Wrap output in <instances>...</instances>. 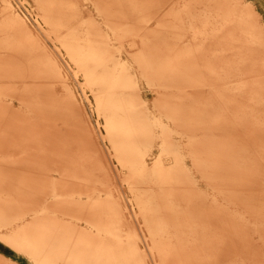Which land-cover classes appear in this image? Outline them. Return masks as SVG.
I'll use <instances>...</instances> for the list:
<instances>
[{"label":"bare ground","instance_id":"obj_1","mask_svg":"<svg viewBox=\"0 0 264 264\" xmlns=\"http://www.w3.org/2000/svg\"><path fill=\"white\" fill-rule=\"evenodd\" d=\"M93 1L118 40L138 41L131 58L156 94L155 106L187 135L206 181L246 219L197 191L173 152L169 131L142 100L136 75L94 20L80 17L77 0H35L43 23L93 92L104 116L103 138L128 182L156 186L136 197L150 244L140 250L145 237L126 229L129 223L105 185L94 196L92 180L108 182L104 153L81 122L62 69L6 5L0 18V183L10 182L17 211L8 239L35 264H145L148 256L153 264L264 263V29L256 15L237 0H190L176 2L156 27L141 29L133 18L152 0ZM7 94L22 105L15 118L2 99ZM58 113L72 122L58 139V180L48 182L34 158H42L40 140L47 142L53 129L45 123L48 115ZM241 119L252 120L253 133L228 135ZM203 120L219 128L204 152L188 132ZM156 128L161 153L170 154L173 165L160 156L146 163L159 137ZM237 140H253L260 149L244 153ZM20 165L25 169L16 170Z\"/></svg>","mask_w":264,"mask_h":264},{"label":"rangeland","instance_id":"obj_2","mask_svg":"<svg viewBox=\"0 0 264 264\" xmlns=\"http://www.w3.org/2000/svg\"><path fill=\"white\" fill-rule=\"evenodd\" d=\"M189 1L190 0H152L150 2H147L146 4H144V6H141L137 10L139 13H137L138 15L135 18H133L134 23L135 25L140 26L141 29L156 27V25H158V22L160 23V21H164L163 14L169 8L173 7L176 2H179V5H181L185 3L188 4ZM237 1L241 5H246L249 12H254L259 25L264 29V0ZM77 2L80 10V17L83 19L90 17L94 20V22L104 31V33L107 34V36L109 37V42L114 46V49H116L118 53H120L121 57L123 58V62L126 63L128 67H130L132 72L136 75L139 86V94L141 95L142 100L145 102L148 111L157 116V118H159L162 124L169 131L168 137L172 142V147L174 150L173 152L177 155L180 165L189 173L197 191L201 193L207 200L216 199L219 203L223 204L226 209H229L232 212L237 211V213H240V215L246 219V213L244 211H242L238 207H236L235 210L234 208H230V204L228 205L227 202L223 199L222 193L216 191L217 189H215L214 186L206 181V179L195 166V163L192 160L188 148L187 135L175 123L166 118L165 115L155 106L154 100L156 94L152 90V87L138 75L137 67L133 63L131 58V53L135 48L138 47V41L133 42L132 38L130 37L118 40L106 24L105 17L98 12L93 0H77ZM189 4H191L192 7L197 10L201 9V5L199 4L191 2ZM6 5L14 14L19 15L25 20L31 32L35 37H37L38 43L42 47H44L46 53L49 54L50 57H52L62 69L65 83L74 92L76 101L80 107V120L87 126L91 134H93L100 149H102L104 153V164L108 172V182L105 184V182H103V178L101 180L103 182L102 183L101 181L97 180V177L95 181L92 180V189L94 190V196L103 194V188L105 185L112 199L116 200V202L119 204L123 217L129 223L126 229L130 230L129 232L131 233L133 232L132 229H134L137 234L145 237V240L139 241L140 250L145 249V246L150 244V241L146 239L148 233L142 222L141 215L138 213L136 197L138 193L141 194L143 192L156 190V186L152 184H146L143 185V187H133L128 182L127 171L117 162L116 158L113 156L112 149L108 141L103 138V135L105 134L104 116L102 114H99L96 110L93 92L88 86L85 85V81L81 73L76 72V69H74V65L72 64V62H70L64 48L55 39V36L50 32L49 27L45 23H43L41 11L39 10L35 0H6V2L0 0V18L2 17L1 12ZM250 21L252 23V16L250 17ZM55 88L58 89L57 86ZM51 90H54V88L52 87ZM187 91L188 90H186L185 87L181 89V92L183 94H186ZM2 97L5 102L12 106L13 114L11 115V117L15 118L14 115L20 114L16 113L22 108L17 95L13 94L12 96L7 94ZM198 113L200 112H195L193 113V115ZM58 116H60L59 113L56 114V116L48 115V123H45L47 126H51L53 129L50 131L51 134H46L45 136L46 138H48L47 142L40 140L41 142H43V145L40 146V150H37L39 151L37 155L43 154L42 158H34L39 163L42 162L43 165H40V167L43 169V172L46 174V176L50 177L47 179L48 182H50V180L53 182H56L58 180L59 175L57 170L54 168L57 166V164L59 165V163H57V158H59V155H61L62 152L59 149L60 146L57 145L61 143L59 140H61L63 134L66 133L64 132L66 131L64 128L66 127L65 125L72 122L68 118L64 121L65 117L64 119H61ZM61 116L63 115L61 114ZM6 121H8V118ZM253 125L254 124L251 119H241L240 124L235 127L236 130L230 129L229 131H227V133L228 135H230L231 133L236 132L238 138H241L240 134H247L248 136L251 132L253 133ZM191 129H193V131L188 130L189 134L194 135L193 137L198 139L194 142H196V144L198 143L197 148L203 149V152L211 146V144L208 143V138L219 130L218 127L213 126V121L207 120H203L201 123L195 124L191 127ZM10 132H12V130H10ZM55 132H57L58 135ZM156 132L158 133V136L161 134V130L159 128H156ZM260 132L262 133V131ZM42 138L44 137H41V139ZM161 139L160 136L158 137V139H156V144L152 148L151 155L146 156L145 158L146 163L149 166H151L152 162L158 156L161 157L165 164H174V159L170 154L163 155L161 153ZM262 140H264V138ZM200 142L202 146H200L201 144L199 145ZM257 147L258 144L254 143L253 140L249 145H241L237 140V148L239 150H242L244 153L251 154L254 151H258L260 148ZM54 164L56 165L54 166ZM89 168L92 169V166H90ZM24 169L25 168L20 165V167H18L16 170ZM98 178L101 177L98 176ZM11 191L12 187L9 181H6L2 184L0 183V264H35L34 261L29 256H27L25 249L17 247L12 242L13 240L11 241L10 239H8L10 238V235H12V232L15 231V215L17 214L15 207H11L13 205V199L10 194ZM258 244V247H262L263 245L260 242H258ZM153 260L154 258L148 256L146 257L147 263L145 264H153ZM236 264L264 263L244 260L238 261Z\"/></svg>","mask_w":264,"mask_h":264}]
</instances>
